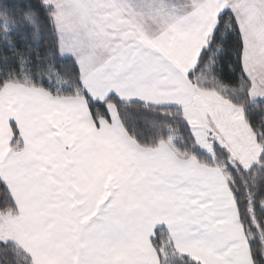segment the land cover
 Wrapping results in <instances>:
<instances>
[{
  "label": "snow or ice",
  "instance_id": "6c2138e0",
  "mask_svg": "<svg viewBox=\"0 0 264 264\" xmlns=\"http://www.w3.org/2000/svg\"><path fill=\"white\" fill-rule=\"evenodd\" d=\"M0 264H264V0H0Z\"/></svg>",
  "mask_w": 264,
  "mask_h": 264
}]
</instances>
